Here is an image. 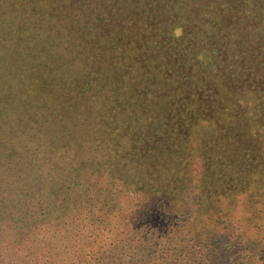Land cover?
<instances>
[{"label":"trees","instance_id":"obj_1","mask_svg":"<svg viewBox=\"0 0 264 264\" xmlns=\"http://www.w3.org/2000/svg\"><path fill=\"white\" fill-rule=\"evenodd\" d=\"M0 264H264V0H0Z\"/></svg>","mask_w":264,"mask_h":264}]
</instances>
